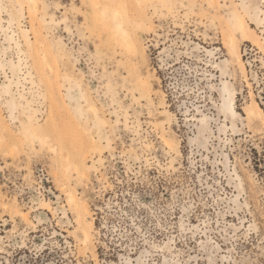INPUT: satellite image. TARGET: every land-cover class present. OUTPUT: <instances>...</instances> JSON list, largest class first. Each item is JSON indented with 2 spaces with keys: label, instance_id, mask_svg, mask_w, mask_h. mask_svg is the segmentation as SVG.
I'll list each match as a JSON object with an SVG mask.
<instances>
[{
  "label": "rangeland",
  "instance_id": "1",
  "mask_svg": "<svg viewBox=\"0 0 264 264\" xmlns=\"http://www.w3.org/2000/svg\"><path fill=\"white\" fill-rule=\"evenodd\" d=\"M145 252L264 264V0H0V264Z\"/></svg>",
  "mask_w": 264,
  "mask_h": 264
},
{
  "label": "bare ground",
  "instance_id": "2",
  "mask_svg": "<svg viewBox=\"0 0 264 264\" xmlns=\"http://www.w3.org/2000/svg\"><path fill=\"white\" fill-rule=\"evenodd\" d=\"M116 2H118L119 0H115ZM132 10H134V8H132ZM136 15V13H135V11H133V13H132V15H129V18H131V16L133 17V16H135ZM136 18V17H135ZM121 22L122 21H119L118 23H117V28L118 29H121L122 28V24H121ZM244 28H245V24L243 23L242 24V29L244 30ZM238 59L239 60H241V56H240V54H238ZM9 87V85H7L6 86V92H9V89H7ZM253 93H252V90H251V95H252ZM21 97L22 98H24V99H26V96H25V94H23V93H21ZM12 108L13 109H15V108H17V103H15L14 101L12 102ZM12 115H13V113H12ZM34 132H31L30 130H28V129H26L25 130V136H26V138L27 139H30V140H33L34 141ZM40 142H42V140H41V138H40V140H39ZM13 151V150H12ZM71 199H73L74 201H75V203L77 204V207L80 209V205L78 204V202H77V200H76V198H75V196H72L71 197ZM193 225H191L190 227H189V229L191 228H193L192 227ZM88 237H89V232H88ZM145 251H147V250H145ZM142 252H144V251H142ZM148 253L149 252H145L144 254H145V256H146V259H147V264L149 263V264H154L153 262L151 263L150 262V258H149V255H148ZM132 259H135L136 260V258H133L131 255H129ZM128 257V256H127ZM140 257H138L137 259H139ZM123 264H125V257H123ZM173 260V259H172ZM136 262V261H135ZM133 264H135V263H133ZM170 264H174V262H172V263H170Z\"/></svg>",
  "mask_w": 264,
  "mask_h": 264
}]
</instances>
